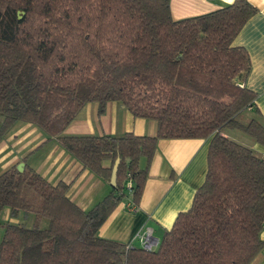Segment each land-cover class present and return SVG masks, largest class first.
I'll list each match as a JSON object with an SVG mask.
<instances>
[{
  "label": "trees",
  "instance_id": "1",
  "mask_svg": "<svg viewBox=\"0 0 264 264\" xmlns=\"http://www.w3.org/2000/svg\"><path fill=\"white\" fill-rule=\"evenodd\" d=\"M169 3L0 0V137L29 122L106 183L118 160L115 184L86 210L68 183L28 164L0 172V217L32 215L29 226L0 219V264H249L264 248V157L222 133L238 129L264 144L256 117L238 119L256 95L243 84L248 53L233 44L257 8L233 0L175 19ZM108 101L155 120L156 133H65L86 103L102 114ZM159 138L209 139L190 207L150 250L100 236L126 189L139 202Z\"/></svg>",
  "mask_w": 264,
  "mask_h": 264
},
{
  "label": "crops",
  "instance_id": "2",
  "mask_svg": "<svg viewBox=\"0 0 264 264\" xmlns=\"http://www.w3.org/2000/svg\"><path fill=\"white\" fill-rule=\"evenodd\" d=\"M233 0H170L171 15L175 19L206 13L231 3ZM257 8L233 39L248 53L250 68L243 80L245 87L255 92L254 105L241 115L244 123L256 117L264 125V0H247ZM97 103L88 102L66 127V134L154 135L156 122L136 117L117 101H108L102 114ZM258 114H255V110ZM222 133L239 142L261 157L264 144L256 142L238 129L225 128ZM208 138H159L148 166L139 202L125 197L116 205L98 229L104 238L139 246L136 233L150 226L158 242L169 229L180 211L187 210L193 194L202 184L207 169ZM28 155L26 161L22 158ZM23 162L35 169L49 182L69 184L67 195L81 209L90 208L110 190L106 183L62 148L55 139L47 138L38 127L16 121L0 137V172ZM102 165L109 167V159ZM128 186V185H127ZM264 239V226L260 231ZM249 264H264V248Z\"/></svg>",
  "mask_w": 264,
  "mask_h": 264
},
{
  "label": "built area",
  "instance_id": "3",
  "mask_svg": "<svg viewBox=\"0 0 264 264\" xmlns=\"http://www.w3.org/2000/svg\"><path fill=\"white\" fill-rule=\"evenodd\" d=\"M136 239L139 242V245L146 249L150 250L157 246L158 240L152 233V228L150 226H143L137 233Z\"/></svg>",
  "mask_w": 264,
  "mask_h": 264
},
{
  "label": "rangeland",
  "instance_id": "4",
  "mask_svg": "<svg viewBox=\"0 0 264 264\" xmlns=\"http://www.w3.org/2000/svg\"><path fill=\"white\" fill-rule=\"evenodd\" d=\"M238 119H239V121L243 122L244 121V116L241 115V116H239ZM0 123H1V117H0ZM0 219L1 220H4V221H6V220H12L14 222H22V223H25L28 226L32 224V215H29V216H27L25 218H23L22 216H19V217L15 218V219H10L8 217V214H7V210L6 209L2 212ZM46 221L47 220L44 219L41 222V226H45L46 225ZM1 234H2V229L0 228V238H1Z\"/></svg>",
  "mask_w": 264,
  "mask_h": 264
},
{
  "label": "water",
  "instance_id": "5",
  "mask_svg": "<svg viewBox=\"0 0 264 264\" xmlns=\"http://www.w3.org/2000/svg\"><path fill=\"white\" fill-rule=\"evenodd\" d=\"M117 165H118V160L115 161V163H114V165L112 167V174H111V179H110V184L111 185L115 184ZM16 168H17V170L22 171L23 168H24V163L23 162H19L16 165Z\"/></svg>",
  "mask_w": 264,
  "mask_h": 264
}]
</instances>
